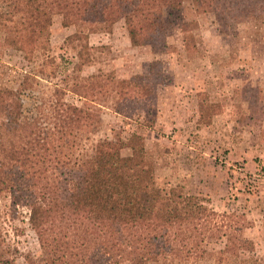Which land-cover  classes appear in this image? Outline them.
Instances as JSON below:
<instances>
[{
  "label": "trees",
  "instance_id": "trees-1",
  "mask_svg": "<svg viewBox=\"0 0 264 264\" xmlns=\"http://www.w3.org/2000/svg\"><path fill=\"white\" fill-rule=\"evenodd\" d=\"M219 1L0 0V50L13 49L30 63L47 54L55 16L64 27L88 28L68 38L74 41L134 15L131 44L155 47L173 28V12L191 2L198 14L220 18ZM260 10L264 0H245L239 15L256 17ZM197 27L196 21L181 26L187 51ZM71 79L42 90L37 74L27 72L17 88H0V199L9 195L14 206L30 210L40 244L39 256L28 255L23 264H261L244 233L245 215L219 213L181 185H158L141 134L106 139L90 155L77 152L79 141L101 127V96L113 93L115 112L126 119L146 112L153 121L149 110L157 107V96L150 84L163 82L161 61L150 63L149 81L115 73L100 75L94 86L80 76ZM197 98L194 117L210 125L221 107L208 92ZM126 148L130 155H123ZM218 242L220 249L213 247ZM0 264H18L1 228Z\"/></svg>",
  "mask_w": 264,
  "mask_h": 264
},
{
  "label": "rangeland",
  "instance_id": "rangeland-1",
  "mask_svg": "<svg viewBox=\"0 0 264 264\" xmlns=\"http://www.w3.org/2000/svg\"><path fill=\"white\" fill-rule=\"evenodd\" d=\"M244 3L245 0H220L218 9L222 13L218 18L215 13L198 14L187 2L180 12L170 16L174 26L157 39L155 47L134 48L128 43V27L138 19L134 15L112 28H102L89 33L86 39L74 41L68 38L85 34L88 28L64 27L62 17L55 16L47 54L37 55L30 63L13 49L0 50V88H17L22 74L27 72L37 74L44 85L42 90L62 85L66 76H71V82L80 76L90 86L100 75L110 73L122 79L138 77L149 81L150 63L161 61L163 82L150 84L157 96V107L149 110L153 121L146 112L141 118L136 115L126 119L115 112L113 93L101 96V127L96 134L85 135L79 141L77 152L90 155L106 139L126 141L133 132L141 134L145 138L147 165L158 185H181L187 194L199 196L219 213L245 215L249 222L245 236L254 242L255 255L264 264V10L256 17H241ZM185 21L198 22L188 44L190 51L183 46L181 26ZM82 45L87 49L80 58ZM205 64L216 67L218 79L204 77L206 91L201 92H208L221 107L210 125L198 124L194 117L198 109L196 91L174 87L176 80H186V72H194L192 79L198 88L202 87L200 70ZM41 68L45 70L43 75L38 73ZM216 82L222 88L225 84L230 87V83L237 87H224L227 96L238 100L232 103L237 110L233 134L224 120L213 123L226 106L224 100H216ZM67 99L78 104L82 101L73 94H68ZM122 153L130 155L131 149ZM0 228L18 264H23L28 255L39 256L40 244L30 224V210L14 206L9 195L0 199ZM213 247L220 249L223 243H214Z\"/></svg>",
  "mask_w": 264,
  "mask_h": 264
},
{
  "label": "crops",
  "instance_id": "crops-1",
  "mask_svg": "<svg viewBox=\"0 0 264 264\" xmlns=\"http://www.w3.org/2000/svg\"><path fill=\"white\" fill-rule=\"evenodd\" d=\"M126 38L128 40V43L135 48V46H133L131 44V41H130V37H129V33L127 32V35H126ZM139 47V46H138ZM214 52V51H213ZM206 67H201V70H200V75H202L200 77V81H199V85H203L205 82H204V77H206L207 79H212V80H217L218 79V76H217V72L215 71L216 70V67L213 65V64H205ZM204 70V71H203ZM150 71V70H149ZM203 71V72H202ZM192 73L194 72H189V74H187L186 72V80L184 82H180L178 80H176V83L174 84V87L175 88H180L181 90L185 87L186 89H190L192 91H196V95L201 92V91H206V84L203 85L202 87H197L198 84H195V81L192 79ZM199 75V74H198ZM209 81V80H208ZM210 83V82H209ZM217 83V82H216ZM230 83V82H229ZM181 84V86H180ZM211 84V83H210ZM218 87L216 89H219V98H216L217 101H222L224 100V103H226V106H224V111L221 115H218L215 117L214 119V124H217L216 122L218 121L221 122V121H225V124H227V126L229 127V131L233 134L235 133L234 132V128H235V123L233 122V118L236 117V111L237 110H234L236 109V106H233L232 103L234 101L238 102L237 98H235V100H233L231 97L227 96V94L225 93V90H224V87H228V90H231V86L235 89H237V87L233 86L232 83H230V87L228 84H225V86L222 88L221 86V83L218 82L217 83ZM246 85V84H245ZM215 86V84H214ZM194 87H196V90L194 89ZM225 87V89H226ZM198 88V89H197ZM232 88V89H233ZM210 90V89H209ZM224 90V91H223ZM233 91V90H232ZM224 93V96L221 97V94ZM232 93V92H231ZM230 93V94H231ZM233 94V93H232ZM197 103H198V100H197ZM229 103H231L229 105ZM228 104V105H227ZM251 111V110H250ZM254 118V116H253ZM213 126V124H212Z\"/></svg>",
  "mask_w": 264,
  "mask_h": 264
}]
</instances>
